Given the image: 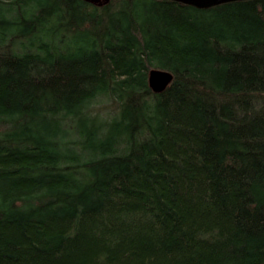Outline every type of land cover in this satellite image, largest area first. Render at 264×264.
<instances>
[{
  "label": "trees",
  "instance_id": "obj_1",
  "mask_svg": "<svg viewBox=\"0 0 264 264\" xmlns=\"http://www.w3.org/2000/svg\"><path fill=\"white\" fill-rule=\"evenodd\" d=\"M0 264H264V0H0Z\"/></svg>",
  "mask_w": 264,
  "mask_h": 264
},
{
  "label": "water",
  "instance_id": "obj_2",
  "mask_svg": "<svg viewBox=\"0 0 264 264\" xmlns=\"http://www.w3.org/2000/svg\"><path fill=\"white\" fill-rule=\"evenodd\" d=\"M84 1L97 7L104 6L109 2V0H84ZM166 1L177 2L179 4L187 5L198 10H207L212 7L226 3L248 1V0H166ZM171 81H172V75L166 71L152 70L148 74L149 87L155 93H160L164 91L167 88V86L171 83Z\"/></svg>",
  "mask_w": 264,
  "mask_h": 264
},
{
  "label": "rangeland",
  "instance_id": "obj_3",
  "mask_svg": "<svg viewBox=\"0 0 264 264\" xmlns=\"http://www.w3.org/2000/svg\"><path fill=\"white\" fill-rule=\"evenodd\" d=\"M109 101H103V103H97L98 105H94L92 108V115L99 116L100 118H107L114 114L115 112V104L108 103Z\"/></svg>",
  "mask_w": 264,
  "mask_h": 264
},
{
  "label": "bare ground",
  "instance_id": "obj_4",
  "mask_svg": "<svg viewBox=\"0 0 264 264\" xmlns=\"http://www.w3.org/2000/svg\"><path fill=\"white\" fill-rule=\"evenodd\" d=\"M152 71V70H151ZM161 71V70H160ZM150 72V71H149ZM167 72V71H166ZM169 73V72H168ZM171 74V73H170ZM172 75V74H171ZM172 79H173V76H172Z\"/></svg>",
  "mask_w": 264,
  "mask_h": 264
},
{
  "label": "flooded vegetation",
  "instance_id": "obj_5",
  "mask_svg": "<svg viewBox=\"0 0 264 264\" xmlns=\"http://www.w3.org/2000/svg\"><path fill=\"white\" fill-rule=\"evenodd\" d=\"M109 2H110V0H109ZM109 2H108V3H109Z\"/></svg>",
  "mask_w": 264,
  "mask_h": 264
}]
</instances>
